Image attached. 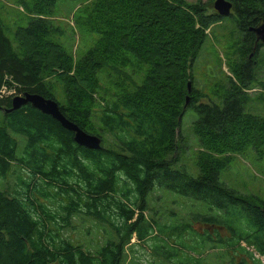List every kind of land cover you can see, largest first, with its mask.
Returning a JSON list of instances; mask_svg holds the SVG:
<instances>
[{
  "label": "trees",
  "instance_id": "obj_1",
  "mask_svg": "<svg viewBox=\"0 0 264 264\" xmlns=\"http://www.w3.org/2000/svg\"><path fill=\"white\" fill-rule=\"evenodd\" d=\"M229 1L242 39L264 24V0ZM55 2L34 0L27 27L15 30L22 58L0 25V89L53 100L101 148L75 144L72 132L30 104L5 113L14 96L0 99V264H143L146 254L150 264H203L213 242L228 250L225 264H263L264 207L222 180L234 155L263 154L264 116L244 110L248 64L221 106L200 103L190 87L185 110L197 115L198 150L183 151L180 132L186 64L225 18L200 1L87 0L76 26L90 40L78 58L53 39ZM163 201L181 209L165 220ZM74 215L84 218L76 224ZM88 222L83 244L63 237Z\"/></svg>",
  "mask_w": 264,
  "mask_h": 264
},
{
  "label": "rangeland",
  "instance_id": "obj_2",
  "mask_svg": "<svg viewBox=\"0 0 264 264\" xmlns=\"http://www.w3.org/2000/svg\"><path fill=\"white\" fill-rule=\"evenodd\" d=\"M86 1L87 0H56L55 7L51 9V15L53 17L50 18V22L58 29L53 39L63 47L68 55L77 56L78 58L81 52L88 48L90 40L86 33L76 26L79 15L77 9ZM185 1L191 5L200 1L207 6L208 10L206 13H216L213 7L216 0ZM34 10V0H0V25L3 34L8 39L12 50L20 58H22V50L17 45L14 33L18 28L27 27L30 18L34 14ZM230 16L233 17V20L229 18ZM222 18L225 19L212 25L211 29L207 31L209 34L201 45L197 53V58L191 64V67L190 63L186 64V67L188 65L186 70L188 76L186 90L189 84V88L191 87L196 91L197 96L195 94L194 96L197 97L200 103L208 105H222V102L227 97V91L231 83H236L238 80V74L240 73L239 65L240 62H243V57L241 55L242 41L240 42L238 38L234 23V20L236 21L237 19V15L231 8L230 15ZM258 57L257 64L250 68L253 74V80H251L250 87L245 93L250 98V101L244 105V110L264 116V102H261L259 97L261 93L264 94V49L259 51ZM238 62L239 64H237ZM126 73L137 72H132L131 69L128 68ZM188 73L190 74V79H188ZM140 76L141 74L139 75V73H137L133 78L140 79ZM187 93L188 94L184 98L183 106L186 98H190V89L189 91L187 90ZM177 102H181V100ZM183 106L181 110H183ZM196 118L197 115L195 111L191 108H187L184 111L181 122L180 132L184 141L187 143L183 151L188 150L187 152L189 153L190 150L194 148L198 150L192 137L193 123ZM232 158L230 166L227 168L228 170L222 172V180L227 187L233 189L248 202L264 207V149L262 155L249 150L244 156L234 155ZM153 196L157 202L162 199L161 191H155ZM174 203L175 205L172 206L173 211L171 212V206L165 201L162 202V210L166 216L165 220H168V216L171 213H178L181 209L179 205L180 202ZM190 209V203L187 202L184 211L189 213ZM197 209L201 210L199 208ZM58 213L63 214L61 210H58ZM182 217H184V215H182ZM80 218L84 217L81 215H74L72 222L78 224ZM192 225L198 233L203 232V229H201L202 227L198 224ZM73 226L75 228L71 227L61 231L63 237H71L76 242L78 241L83 244L82 241L85 237V229L87 227L90 228V223ZM213 232V229L209 230L210 235L214 238ZM219 232L225 236L224 239L227 237L226 232L222 230ZM213 241L215 240L213 239ZM131 242L136 243V239L133 238ZM137 246V250L142 252L141 246H139V244ZM212 246L213 248H209ZM226 251L228 250L224 245L219 246L213 242L203 251L201 255L202 263L225 264L229 260L226 256ZM148 253L150 254L149 251ZM255 257L259 256L255 254ZM140 258L143 264H150L149 260H151V258H149L148 254H146V257L141 256ZM260 259L264 264V258Z\"/></svg>",
  "mask_w": 264,
  "mask_h": 264
},
{
  "label": "water",
  "instance_id": "obj_3",
  "mask_svg": "<svg viewBox=\"0 0 264 264\" xmlns=\"http://www.w3.org/2000/svg\"><path fill=\"white\" fill-rule=\"evenodd\" d=\"M213 7L219 17H227L231 13L232 3L229 0H216ZM251 30L255 33L256 40L264 43V24L256 28H251ZM189 89L188 84L187 90L189 91ZM188 100L189 98H186L183 111L188 104ZM27 104H30L32 108L40 111L42 114L51 116L58 121L64 129L72 132L75 144L92 150H99L101 148V139L83 131L76 124L67 121L63 117L59 106L53 100L26 93L23 96L12 98L11 107L5 110V113L16 111Z\"/></svg>",
  "mask_w": 264,
  "mask_h": 264
},
{
  "label": "flooded vegetation",
  "instance_id": "obj_4",
  "mask_svg": "<svg viewBox=\"0 0 264 264\" xmlns=\"http://www.w3.org/2000/svg\"><path fill=\"white\" fill-rule=\"evenodd\" d=\"M238 20H239V18L237 16L236 21L238 22ZM238 25H240V24H238ZM235 28L237 30V35H238L240 42L242 41L241 42L242 43L241 55H243L242 56L243 62L239 65V67H240V73L239 74L243 73V71H241V69L243 68V66L246 67V64H248V66H249L247 73H252L250 68H252L253 65L257 64L258 58H259L258 53L260 50L264 49V43L256 40V35L251 30V28H256V27H251V28L249 27L248 30L245 29L244 34L246 37L243 39L238 34V31L241 30V27L237 26L235 24ZM249 34L251 35L250 37H249Z\"/></svg>",
  "mask_w": 264,
  "mask_h": 264
},
{
  "label": "built area",
  "instance_id": "obj_5",
  "mask_svg": "<svg viewBox=\"0 0 264 264\" xmlns=\"http://www.w3.org/2000/svg\"><path fill=\"white\" fill-rule=\"evenodd\" d=\"M7 96H16V92L14 90H10V88L6 85H3L0 89V99Z\"/></svg>",
  "mask_w": 264,
  "mask_h": 264
}]
</instances>
